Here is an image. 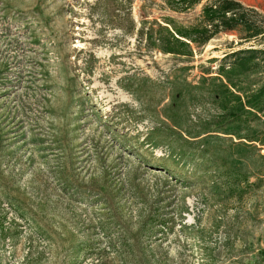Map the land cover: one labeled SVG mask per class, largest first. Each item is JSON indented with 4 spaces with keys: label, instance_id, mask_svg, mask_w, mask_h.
Returning <instances> with one entry per match:
<instances>
[{
    "label": "rangeland",
    "instance_id": "rangeland-1",
    "mask_svg": "<svg viewBox=\"0 0 264 264\" xmlns=\"http://www.w3.org/2000/svg\"><path fill=\"white\" fill-rule=\"evenodd\" d=\"M211 1L0 0V264H264V0L148 34ZM218 82L261 110L201 130Z\"/></svg>",
    "mask_w": 264,
    "mask_h": 264
},
{
    "label": "trees",
    "instance_id": "trees-1",
    "mask_svg": "<svg viewBox=\"0 0 264 264\" xmlns=\"http://www.w3.org/2000/svg\"><path fill=\"white\" fill-rule=\"evenodd\" d=\"M202 11L205 13L206 25L204 26L184 27L175 24L172 19H165L164 22L170 26V29L157 25V28L153 29V32L150 30L148 34L149 36L153 35L152 39L162 50L184 55L190 54L189 45L177 36L190 42L205 41L220 30L231 29L235 24L244 26L248 31L247 36L259 34L253 24L246 19L245 9L235 0H212L203 6ZM219 71L222 72V69ZM227 81L232 88L236 87V83L228 79ZM208 90L210 102L218 112L210 115L207 120H199L201 130L212 126H222L228 122L241 121L251 114L252 110H261L262 108L259 107V96L262 89L255 90L254 93L243 92L242 95H238L231 92L226 84L218 82Z\"/></svg>",
    "mask_w": 264,
    "mask_h": 264
}]
</instances>
